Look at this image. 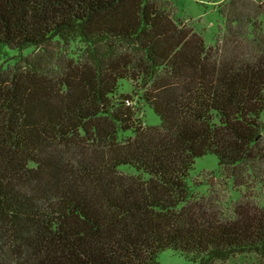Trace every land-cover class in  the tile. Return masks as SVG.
I'll return each instance as SVG.
<instances>
[{
  "label": "trees",
  "instance_id": "16d2710c",
  "mask_svg": "<svg viewBox=\"0 0 264 264\" xmlns=\"http://www.w3.org/2000/svg\"><path fill=\"white\" fill-rule=\"evenodd\" d=\"M217 12L208 47L168 0H0V264L264 256V0ZM206 155L237 197L193 190Z\"/></svg>",
  "mask_w": 264,
  "mask_h": 264
},
{
  "label": "rangeland",
  "instance_id": "374dc122",
  "mask_svg": "<svg viewBox=\"0 0 264 264\" xmlns=\"http://www.w3.org/2000/svg\"><path fill=\"white\" fill-rule=\"evenodd\" d=\"M174 4L175 17L185 25H190L196 32L200 33L204 44L208 47L215 45V40L224 30V24L217 12L218 4L221 0H168ZM30 50H23L27 54ZM17 51L0 49V65L8 58L17 55ZM132 87L128 80H122L118 84V94L131 95ZM132 99L133 108L136 110L137 118L145 126H157L159 118L151 109L142 103H135ZM123 172L132 173V169L127 166H120ZM188 183L193 190L199 194H206L209 191L221 188L230 198L237 197L231 192L232 185L226 181L218 171L217 159L213 155H206L196 158L192 169L189 172ZM158 264H191L183 257L170 250L161 252L157 258ZM216 264H264V256L256 253H243L232 256L224 262Z\"/></svg>",
  "mask_w": 264,
  "mask_h": 264
}]
</instances>
